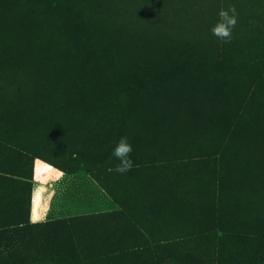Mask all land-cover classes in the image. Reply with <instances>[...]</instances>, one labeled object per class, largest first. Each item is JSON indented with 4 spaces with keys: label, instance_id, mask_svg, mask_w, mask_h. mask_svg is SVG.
<instances>
[{
    "label": "rangeland",
    "instance_id": "1",
    "mask_svg": "<svg viewBox=\"0 0 264 264\" xmlns=\"http://www.w3.org/2000/svg\"><path fill=\"white\" fill-rule=\"evenodd\" d=\"M263 249L264 0H0V264Z\"/></svg>",
    "mask_w": 264,
    "mask_h": 264
},
{
    "label": "clouds",
    "instance_id": "2",
    "mask_svg": "<svg viewBox=\"0 0 264 264\" xmlns=\"http://www.w3.org/2000/svg\"><path fill=\"white\" fill-rule=\"evenodd\" d=\"M219 20L211 29L213 36H215L221 43H230L233 39V30L238 23V13L234 5L229 6L228 9L221 8L218 13ZM133 148L128 142L127 137H121L112 155L119 160V164L114 169L120 174L127 173L134 167V162L130 158ZM112 171V169H110ZM38 188L34 186L33 193H37Z\"/></svg>",
    "mask_w": 264,
    "mask_h": 264
},
{
    "label": "trees",
    "instance_id": "3",
    "mask_svg": "<svg viewBox=\"0 0 264 264\" xmlns=\"http://www.w3.org/2000/svg\"><path fill=\"white\" fill-rule=\"evenodd\" d=\"M260 261H261V263L264 264V249H263V251H262V253H261Z\"/></svg>",
    "mask_w": 264,
    "mask_h": 264
},
{
    "label": "snow or ice",
    "instance_id": "4",
    "mask_svg": "<svg viewBox=\"0 0 264 264\" xmlns=\"http://www.w3.org/2000/svg\"><path fill=\"white\" fill-rule=\"evenodd\" d=\"M45 170H47V168H45ZM35 219H37V217L34 215V216H33V220H35Z\"/></svg>",
    "mask_w": 264,
    "mask_h": 264
}]
</instances>
